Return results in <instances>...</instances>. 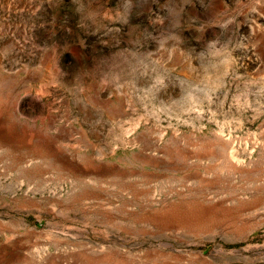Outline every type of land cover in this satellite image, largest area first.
Wrapping results in <instances>:
<instances>
[{"label": "rangeland", "instance_id": "rangeland-1", "mask_svg": "<svg viewBox=\"0 0 264 264\" xmlns=\"http://www.w3.org/2000/svg\"><path fill=\"white\" fill-rule=\"evenodd\" d=\"M0 264H264V0H0Z\"/></svg>", "mask_w": 264, "mask_h": 264}]
</instances>
